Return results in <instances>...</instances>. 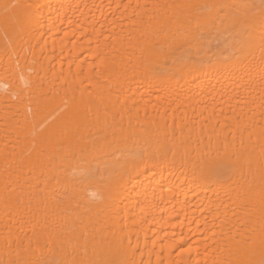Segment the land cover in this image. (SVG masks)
Listing matches in <instances>:
<instances>
[{"label":"bare ground","instance_id":"bare-ground-1","mask_svg":"<svg viewBox=\"0 0 264 264\" xmlns=\"http://www.w3.org/2000/svg\"><path fill=\"white\" fill-rule=\"evenodd\" d=\"M0 264H264V0H0Z\"/></svg>","mask_w":264,"mask_h":264}]
</instances>
